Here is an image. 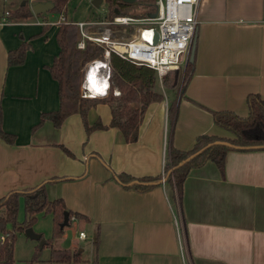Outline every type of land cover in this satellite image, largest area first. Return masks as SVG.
Segmentation results:
<instances>
[{
  "label": "crops",
  "instance_id": "1",
  "mask_svg": "<svg viewBox=\"0 0 264 264\" xmlns=\"http://www.w3.org/2000/svg\"><path fill=\"white\" fill-rule=\"evenodd\" d=\"M47 14L32 12L24 21L0 16L1 128L14 135L13 142L0 137V197L46 181L49 199L61 198L82 215H72L59 246L73 249L88 237V264H264V149H229L222 171L210 160L191 168L181 205L164 179L146 190L117 179L119 173L161 175L168 141L188 149L203 133L230 136L211 111L246 115L249 93L264 101V0H198L194 71L175 121L166 115L173 93L164 91L162 100L147 106L132 142L115 127L87 131L77 112L58 127L48 119L38 124L42 112L59 106L58 83L48 68L59 50V17ZM21 41L29 44L23 63L8 66L7 52ZM110 118L101 100L85 116L89 125H108ZM72 225L86 237L71 236Z\"/></svg>",
  "mask_w": 264,
  "mask_h": 264
},
{
  "label": "trees",
  "instance_id": "2",
  "mask_svg": "<svg viewBox=\"0 0 264 264\" xmlns=\"http://www.w3.org/2000/svg\"><path fill=\"white\" fill-rule=\"evenodd\" d=\"M51 1L54 4L52 9L54 12L64 13L66 11L69 0ZM104 1L106 3L102 16L104 19H110L119 14L144 16L148 12L156 10L155 0ZM23 2H19L14 7H3L0 16H3L5 21L27 20L32 12L27 0ZM2 3L4 4V2ZM79 39L80 32L77 25L72 21L59 23L56 32L59 50L48 67L52 78L58 83L59 106L55 110L42 112L38 124L48 119L55 127H58L66 116L77 112L81 115L87 131L106 126L115 127L120 130L126 142H132L137 139L138 127L147 106L152 102L162 100L164 91L173 93L167 105V116L172 122L175 121L178 102L194 71V58L190 61L187 57L183 65L169 69L162 76H158L155 69L145 64H135L111 52L107 95L101 99L85 98L81 97L79 92L82 71L87 62L102 55L103 47L90 40H85L84 47L80 49L77 47ZM28 47L29 44L26 41H21L15 49L9 50L6 59L7 65L23 63ZM98 100L103 101L109 107L111 118L108 125H104L98 120L91 125L86 122L87 110ZM246 104L248 106L246 115H239L230 110L211 111L214 122L227 130L231 134L230 136L223 137L203 133L196 136L193 145L188 149H178L168 141L164 180L174 185L179 205H181L183 182L191 168L198 167L210 160L222 171L225 155L229 149H264V101L258 93H249L246 96ZM35 126L37 125H34L32 130ZM0 137L7 142L14 140L13 134L1 128V118ZM195 152L197 153L194 154ZM117 179L123 184H125V180H132L125 186L146 190L153 184L160 183L161 175L135 178L125 173H119ZM45 183L46 181H43L24 190H11L0 197V234L7 233L0 241V264L15 263L13 255L14 230H24L26 227H30L40 213L51 214L52 235L45 238L41 247L39 245L35 247L34 255L27 264L38 260L37 254L45 245L51 246L48 259L50 263H78L83 259L81 249L53 247V240L64 235L71 216L75 215L79 218L82 215L74 214L70 209H67L61 198L49 199L46 195ZM20 200L23 205V218L18 221ZM65 211L68 213V224L61 226ZM41 237H43L42 234ZM93 243L96 246L97 234ZM93 263L96 264V259Z\"/></svg>",
  "mask_w": 264,
  "mask_h": 264
},
{
  "label": "built area",
  "instance_id": "3",
  "mask_svg": "<svg viewBox=\"0 0 264 264\" xmlns=\"http://www.w3.org/2000/svg\"><path fill=\"white\" fill-rule=\"evenodd\" d=\"M92 0H89L91 2ZM155 16L114 15L111 20H78L72 21L77 25L80 39L77 47L82 49L85 40H90L103 47L100 57L94 58L84 66L79 84L81 97H105L109 89L110 53L130 60L135 64H145L156 70L162 76L169 69L178 68L185 62L192 37L196 28V6L198 0H155ZM68 21L60 14L57 23ZM103 25L109 26L104 32H97L94 28ZM121 25L136 27V33L131 38H115L110 35V26ZM153 28L155 38L151 35L144 38L146 29ZM108 29V32L106 31ZM97 86L92 90L91 86ZM167 115V104H166ZM165 142V141H164ZM165 160L161 172V179L165 177ZM73 219V216H71ZM180 254L184 258V240L181 228L175 218ZM7 233L0 234V241ZM78 237H86L84 231L78 232Z\"/></svg>",
  "mask_w": 264,
  "mask_h": 264
},
{
  "label": "rangeland",
  "instance_id": "4",
  "mask_svg": "<svg viewBox=\"0 0 264 264\" xmlns=\"http://www.w3.org/2000/svg\"><path fill=\"white\" fill-rule=\"evenodd\" d=\"M6 1V2H5ZM24 0H4V4H0V8H8V7H14L16 4ZM27 4L29 6V0H27ZM106 8V3L104 0L100 2L98 6L91 5L89 0H69L66 6V15L70 19L74 20H87V19H95L102 17L104 14ZM48 13V14H47ZM46 16L49 17L52 15L53 18L59 17L60 13L57 12H46ZM124 15H130V14H124ZM134 16V15H132ZM111 20V19H109ZM109 26L103 25L101 27H95L94 29L97 31L95 33H101L104 32L105 28H108ZM137 28L131 27V26H121V25H113L110 26V35L115 38H131L133 35H135ZM108 32V29H106ZM189 55V53H188ZM188 57V56H187ZM81 81V78H80ZM23 218V205H21L18 209L17 214V220L21 221ZM51 216L48 214H38L35 222L31 225L32 229L35 232H38L43 235V238H49L52 235V220ZM74 236L77 235L78 229L75 228L74 225L69 227ZM66 230V229H65ZM66 232V231H65ZM67 233H70V231H67ZM66 233L62 238H65ZM77 237V236H76ZM78 240V239H76ZM60 239H54L53 240V247H58L60 244ZM91 241L87 237L85 240H79L77 241L76 248L81 249V257L83 258L78 263H69V264H88V259L91 257ZM38 245V240L32 239L25 235L24 230L21 229H15L14 230V264H27V262L32 259L35 247ZM51 252V246L45 245L42 247L37 256L38 260H34L30 264H67V263H50L48 262L49 256Z\"/></svg>",
  "mask_w": 264,
  "mask_h": 264
},
{
  "label": "water",
  "instance_id": "5",
  "mask_svg": "<svg viewBox=\"0 0 264 264\" xmlns=\"http://www.w3.org/2000/svg\"><path fill=\"white\" fill-rule=\"evenodd\" d=\"M101 1L102 0H92V5L98 6ZM123 1L132 2L134 0H123ZM21 3H24V2L21 1ZM29 5H30L31 11L34 14H36V15L44 13V12H47L49 10H52L53 6H54V4H53V2L51 0H43V1L32 0V1H30ZM155 13H156L155 10L151 11V12H148L147 16L153 17V16H155ZM151 35L153 36V38H155V36H156V32H155V30L153 28L146 29L144 31V33H143V37L144 38H149ZM195 46H196V34L194 33L193 37H192L191 44H190V50H189V55H188L190 61H192L193 58H194ZM202 149H200V150H202ZM199 151H197V152H199ZM197 152H195L194 154H196ZM67 224H68V213H67V211H65L64 215H63V221H62V223L60 225L61 226H66ZM24 233H25L26 236H28V237H30L32 239L38 240V245L40 247L45 242V239L43 237H41V234L38 233V232H35L32 229L31 226L30 227H26L24 229Z\"/></svg>",
  "mask_w": 264,
  "mask_h": 264
},
{
  "label": "bare ground",
  "instance_id": "6",
  "mask_svg": "<svg viewBox=\"0 0 264 264\" xmlns=\"http://www.w3.org/2000/svg\"><path fill=\"white\" fill-rule=\"evenodd\" d=\"M91 89L92 90H96L97 89V86H95V85L94 86H91Z\"/></svg>",
  "mask_w": 264,
  "mask_h": 264
}]
</instances>
